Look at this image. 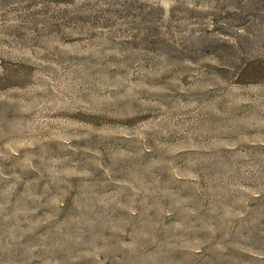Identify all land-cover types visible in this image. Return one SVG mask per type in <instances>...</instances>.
I'll return each mask as SVG.
<instances>
[{"label":"rangeland","instance_id":"1","mask_svg":"<svg viewBox=\"0 0 264 264\" xmlns=\"http://www.w3.org/2000/svg\"><path fill=\"white\" fill-rule=\"evenodd\" d=\"M0 264H264V0H0Z\"/></svg>","mask_w":264,"mask_h":264},{"label":"trees","instance_id":"2","mask_svg":"<svg viewBox=\"0 0 264 264\" xmlns=\"http://www.w3.org/2000/svg\"><path fill=\"white\" fill-rule=\"evenodd\" d=\"M206 7H208V5H206ZM215 7V6H214Z\"/></svg>","mask_w":264,"mask_h":264}]
</instances>
